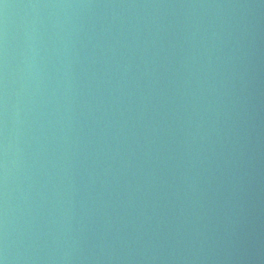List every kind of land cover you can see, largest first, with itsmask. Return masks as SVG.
<instances>
[{
  "label": "water",
  "instance_id": "95a60500",
  "mask_svg": "<svg viewBox=\"0 0 264 264\" xmlns=\"http://www.w3.org/2000/svg\"><path fill=\"white\" fill-rule=\"evenodd\" d=\"M0 264H264V0H0Z\"/></svg>",
  "mask_w": 264,
  "mask_h": 264
}]
</instances>
